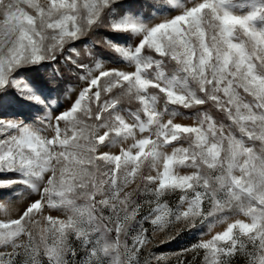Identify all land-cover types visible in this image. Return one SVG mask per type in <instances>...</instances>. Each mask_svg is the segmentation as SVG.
<instances>
[{
	"label": "snow or ice",
	"instance_id": "snow-or-ice-1",
	"mask_svg": "<svg viewBox=\"0 0 264 264\" xmlns=\"http://www.w3.org/2000/svg\"><path fill=\"white\" fill-rule=\"evenodd\" d=\"M0 210V264H264V0H0Z\"/></svg>",
	"mask_w": 264,
	"mask_h": 264
},
{
	"label": "rangeland",
	"instance_id": "rangeland-1",
	"mask_svg": "<svg viewBox=\"0 0 264 264\" xmlns=\"http://www.w3.org/2000/svg\"><path fill=\"white\" fill-rule=\"evenodd\" d=\"M126 3H137L139 0H125ZM44 78L48 80L47 75H44ZM78 81L74 77H70L65 81H53L48 80V88L51 91V100L53 101V109L63 110L67 108L71 103V98H74V95L70 98V93L68 91L69 86L75 87L77 86ZM177 122H181L184 124H191L193 120L190 119L187 115L184 117H180L177 119ZM105 151H113L118 152V148H111V149H104ZM24 205L19 202L15 201L8 205V211L11 213H15L18 209L22 208ZM52 215H62V213L52 210ZM3 215V211L0 210V216ZM146 227L148 225H145ZM220 228L213 229V231H219ZM207 239L209 238L208 229L205 227L202 230H192L190 232L181 233L175 240H170L166 243H157L153 246V251L156 255H164V256H171L173 257V261L175 259L174 254L182 252L186 248H190L192 244L198 242L200 239ZM159 239H164L163 234L159 235ZM186 258L188 260L192 259V253H187ZM199 259V257L197 258ZM155 264V262H153Z\"/></svg>",
	"mask_w": 264,
	"mask_h": 264
}]
</instances>
